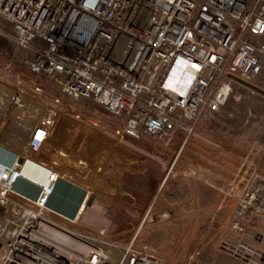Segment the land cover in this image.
Listing matches in <instances>:
<instances>
[{
  "label": "built area",
  "instance_id": "obj_1",
  "mask_svg": "<svg viewBox=\"0 0 264 264\" xmlns=\"http://www.w3.org/2000/svg\"><path fill=\"white\" fill-rule=\"evenodd\" d=\"M0 19L28 53L32 74L54 80L72 102L91 100L122 117L123 132L137 139L192 135L204 112H219L236 83L263 70L264 43L254 39L264 37V0H0ZM23 95L14 91L4 116ZM43 104L33 131L55 125L57 110ZM1 148L14 161L0 162V264H161L154 248L135 240L115 242L105 229L78 234L53 220L48 195L59 173L36 183L23 173L24 156ZM23 179L40 187L36 198L18 191ZM262 217L264 177L254 172L233 226L245 230Z\"/></svg>",
  "mask_w": 264,
  "mask_h": 264
},
{
  "label": "crops",
  "instance_id": "obj_2",
  "mask_svg": "<svg viewBox=\"0 0 264 264\" xmlns=\"http://www.w3.org/2000/svg\"><path fill=\"white\" fill-rule=\"evenodd\" d=\"M261 74L264 78L263 71ZM4 82L8 84L7 80ZM13 87L23 90V98L30 97L29 102L22 98L17 114L18 119L20 113L23 115L26 124L11 121L9 132H3L0 143L22 152L30 143L24 147L31 136L28 125L35 120L38 123L44 101L40 100L39 87L37 92L28 90L36 96L20 84ZM6 91L10 89L6 88L0 97V103L7 101L5 110L13 96L11 91V96L4 99L8 96ZM5 110L0 108L1 123ZM214 114L200 117L190 136L180 130L170 137L142 135L138 139L126 135L123 128L122 134L116 136L99 132L94 127L96 122L89 118L68 119L83 134L55 132L47 137L37 164L29 167L31 173L26 165L25 174L30 173L37 183L44 184L50 171L56 170L60 178L51 206L72 217L87 203L74 221L55 211L48 213L75 233L96 235L105 229L115 242L135 240L138 248H154L161 264H257L256 255L251 256V263L244 261V243L258 256L263 255L260 261L264 264V241L256 238V234L264 235V217L252 225L246 224L245 230L233 226L242 187L252 172L246 158L255 156L253 143H248L245 155L237 146L232 153L220 149L217 142L228 146L229 135L224 133L230 132L224 130L226 124ZM116 119L122 120L123 127V118ZM232 127L237 136V128ZM147 141L149 145L143 148ZM153 142L155 145L150 144ZM75 148L79 154L70 158L68 154ZM176 155L178 162L170 167ZM13 161L14 156L1 148L0 162ZM17 186L24 195L36 198L39 194L40 187L26 179ZM97 220L101 221L98 229L93 227ZM223 243L235 253L225 251Z\"/></svg>",
  "mask_w": 264,
  "mask_h": 264
},
{
  "label": "rangeland",
  "instance_id": "obj_3",
  "mask_svg": "<svg viewBox=\"0 0 264 264\" xmlns=\"http://www.w3.org/2000/svg\"><path fill=\"white\" fill-rule=\"evenodd\" d=\"M1 30H5V29L0 28V97H3L1 93L3 94L6 88L10 89V92L16 91L17 88L13 87L14 85L20 84L21 87L25 89V91L32 89L33 91L36 92H37L36 89H38L39 87L40 96H41L40 100H43L44 103H47L49 107L56 109L58 112L55 125L51 128L45 129L48 132V136H47V132L44 131L43 129L36 128V130L33 131V128L35 127L36 124V120L30 122V125H28V129H27L28 135H31L32 132L33 134L31 135V139L29 140L30 143L29 146L27 147L28 149L25 148L26 150L22 151L23 153L27 154L30 159L37 161L39 160L37 158L38 153L42 152L45 139L50 135H52L53 133L61 132L62 134H71V135L83 134V131L80 130V127L75 126L73 122L69 121L68 119L84 120L89 118L96 122L94 124V127L98 129L99 132L111 136L122 134V130H121V128H123L121 126L122 120L116 119V116L109 114L99 104L91 100H80L77 102H72L63 92H61L59 88V84L50 78H47V83L45 85H42L37 81H35L30 71L25 65V59L27 56L26 54L28 53L18 48L13 37L3 33ZM254 41L255 43H264V37L254 39ZM262 71L264 72V65ZM261 75L258 77V79H256L252 83H245V84L236 83L234 85V88L232 90L231 96L227 104L219 112H216L214 114L206 111L202 114V116L205 113L214 114L216 118L222 120L226 124V126L223 127L224 130L226 131L229 130L230 132V134L228 132L224 133L229 135V137L227 138V142H229V145L226 146L225 144H222L221 142L218 143L217 141L214 140L215 142H217V145L220 146V149L228 150L232 153L235 152L232 151L233 148L237 146L245 155L246 146L248 145L249 142H252L253 155L255 156L246 158L247 161L252 166V172L250 176L255 172V173H259L262 177H264V78ZM4 80H7L8 84L5 83ZM251 86H255L258 88L253 89ZM7 91L6 94L8 96H6V98L4 99H8L9 96H11V93ZM33 91H28V93L36 96V93ZM26 95L27 94L25 93V96ZM25 98L28 99L29 102L30 97L28 98L27 95V97ZM25 98H23L24 99L23 102L25 101ZM3 102H5V100H2L0 103V108L2 111L5 110V104L7 103V101L6 103ZM19 102L20 100L18 101L17 105L19 104ZM17 105L13 107L12 113L9 119L7 120V122H6V116L8 115L9 112L5 114V116L3 114L4 119L2 120V123L0 120V129L2 128V125H4V123H7L8 125L11 121H15V119L16 121L18 120V115H17L18 113L16 110ZM9 109H11V107ZM236 123H242V124L236 125ZM232 125L235 126L234 128H237L238 131L237 136H235L233 132L234 129ZM4 131L8 133L9 129H5ZM150 144L155 145L154 142ZM0 145L4 146V144L2 143H0ZM31 145L35 147L32 149V151L29 150V147ZM148 145H149V141L145 143L143 142V148L147 147ZM78 154L79 151L77 148H75L68 155L70 158H76ZM238 155L239 157L243 156L241 154ZM177 157H179V155H176L173 161ZM176 160H178V158ZM30 168L29 170L31 173ZM30 173L27 175L32 177ZM94 224L95 225H93V227L98 229V227L101 225V221L97 220ZM247 224L252 225L253 222L251 223L248 222ZM223 244L228 247L226 243ZM223 249L225 248L223 247ZM225 251L231 252L230 248L225 249ZM246 251L244 254L241 253L245 258L244 260L245 262L251 263L250 259L252 255H256L257 256L256 258L259 259V260L257 259L258 261L255 260L257 264L261 262L260 259H262L263 255L259 257L258 253L255 252L254 250L247 252Z\"/></svg>",
  "mask_w": 264,
  "mask_h": 264
},
{
  "label": "bare ground",
  "instance_id": "obj_4",
  "mask_svg": "<svg viewBox=\"0 0 264 264\" xmlns=\"http://www.w3.org/2000/svg\"><path fill=\"white\" fill-rule=\"evenodd\" d=\"M147 136H148V135H147ZM0 146H1V145H0ZM19 153H21V154L24 156V158H25L24 163H23V165H24V175H25L26 177H28L29 179H31V180H33V179L35 180L36 178H34V177H30V176H28V175L25 174V168H26V165L28 166V168H29V167H34V165L37 164V162L34 161L33 159H30L29 156H28L27 154H25V153H23V152H19ZM37 166H38V165H37ZM41 167H42V166H41ZM33 170H34V169H33ZM61 175H62V174H61ZM35 182L37 183L38 181L35 180ZM80 186H81V185H80ZM76 188H77V187H76ZM55 191H56V188H55V190L52 191L51 194L48 195V197H49V199H48V205H47L48 208H49L51 211H55V212L61 214L62 216L66 217V218H68V219H70V220H72V221H74L75 219H77L79 213H81L82 210L84 209L83 206H86L87 203L84 202V203L81 205V207L79 208L77 214H76L74 217H72L68 212H66V211H61V210H59L58 208H56V207L54 208L53 206H51L52 199H53V197L55 196ZM90 195H91V193H90ZM90 195H89V196H90ZM83 211H84V210H83ZM65 238L68 239V237H65Z\"/></svg>",
  "mask_w": 264,
  "mask_h": 264
},
{
  "label": "trees",
  "instance_id": "obj_5",
  "mask_svg": "<svg viewBox=\"0 0 264 264\" xmlns=\"http://www.w3.org/2000/svg\"><path fill=\"white\" fill-rule=\"evenodd\" d=\"M0 28H3V29L8 30L10 32L13 31L12 27L9 26L8 24H6L5 22H3L1 19H0ZM31 75L34 78V80L37 81L38 83H40L42 85H45L47 83L48 77L46 75H35V74H31Z\"/></svg>",
  "mask_w": 264,
  "mask_h": 264
},
{
  "label": "water",
  "instance_id": "obj_6",
  "mask_svg": "<svg viewBox=\"0 0 264 264\" xmlns=\"http://www.w3.org/2000/svg\"><path fill=\"white\" fill-rule=\"evenodd\" d=\"M13 95H14V92H13ZM12 98H13V96H12ZM12 98H11V100H12ZM22 98H23V97H22ZM10 102H11V101H10ZM10 102H9V104L7 105V108H6V110L4 111V113L7 111L8 107H9V105H10ZM21 102H22V99H21L19 105L17 106V109H16V110H17V113H18V111H19V108L22 107V103H21ZM11 112H12V111L9 112V115H11ZM4 113H3V114H4ZM19 113H20V112H19ZM22 116H23V115L20 113V114H19V119H18V120H19L20 123H23V124L25 125L26 123L22 120ZM15 120H16V119H15ZM9 125H10V123H9L8 125H7V123H4V125H2V128L0 129V137L2 136V134H3V132H4L5 129H9ZM90 204H91V203H90Z\"/></svg>",
  "mask_w": 264,
  "mask_h": 264
}]
</instances>
